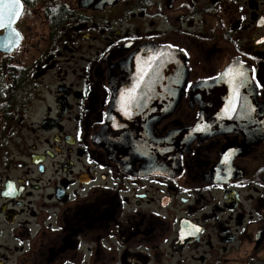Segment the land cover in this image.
<instances>
[{
    "label": "flooded vegetation",
    "instance_id": "flooded-vegetation-1",
    "mask_svg": "<svg viewBox=\"0 0 264 264\" xmlns=\"http://www.w3.org/2000/svg\"><path fill=\"white\" fill-rule=\"evenodd\" d=\"M21 5L20 39L0 29V264H264V0ZM160 51L184 58L179 97L147 77ZM127 60L143 84H113Z\"/></svg>",
    "mask_w": 264,
    "mask_h": 264
},
{
    "label": "water",
    "instance_id": "water-1",
    "mask_svg": "<svg viewBox=\"0 0 264 264\" xmlns=\"http://www.w3.org/2000/svg\"><path fill=\"white\" fill-rule=\"evenodd\" d=\"M140 57L143 58V55H141ZM153 57H155V59H152ZM146 60L150 62H153L155 60H160L161 62V66H160L161 73L159 75H154L151 73L147 77L151 79L155 77L166 78V82H160V83H166V95L167 96L176 95L179 97V95L182 93L179 92V88L180 89L181 87L183 88L184 81L186 79V68H185L184 58L182 57V59L180 60V57L177 54L168 51H160L159 53L150 52L148 59ZM131 70H132V62L129 60L124 61L120 65H118L111 73V77H113V84L115 85L128 84L133 79L135 80V83L143 84V81L141 80V76L143 75L133 74L131 73ZM174 70L176 71L175 75L172 74V71ZM144 78L145 77L143 76V79ZM170 78L172 79L171 82L169 81ZM175 86L178 87L176 93L173 91L175 90ZM133 126L135 127L136 125ZM181 133L185 134L186 130H183ZM172 136L173 133H168L167 140H171Z\"/></svg>",
    "mask_w": 264,
    "mask_h": 264
},
{
    "label": "snow or ice",
    "instance_id": "snow-or-ice-1",
    "mask_svg": "<svg viewBox=\"0 0 264 264\" xmlns=\"http://www.w3.org/2000/svg\"><path fill=\"white\" fill-rule=\"evenodd\" d=\"M22 8L21 0H0V29H8L9 33L6 37L7 43L2 45L3 47H7L8 44H11L13 40L18 41L20 39V33L12 27L15 20L21 15L20 9ZM172 47V46H169ZM180 51L185 55L188 56V52L185 49H180ZM152 59H155L153 57ZM148 67H152L151 64L148 65ZM232 72V69L230 68L225 72V75H229ZM237 80L245 79V71L237 69L235 72V77ZM141 80H143V76H141ZM254 87L257 89H264V84H261L259 81L253 77L252 80ZM193 81H187L185 85V91L189 90L193 86ZM135 100L134 95H132L131 90H129L128 100L127 103L131 104ZM236 107L235 103H232L230 105L231 110H234ZM229 107L225 108V112H228L230 110ZM195 131H207L208 125L207 124H200L197 123L196 127L194 129ZM228 159V154H225V162ZM11 188V185H9ZM199 231L200 229L197 227L196 229Z\"/></svg>",
    "mask_w": 264,
    "mask_h": 264
}]
</instances>
